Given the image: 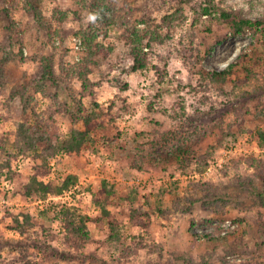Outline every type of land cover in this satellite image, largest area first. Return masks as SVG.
<instances>
[{
	"label": "rangeland",
	"instance_id": "rangeland-1",
	"mask_svg": "<svg viewBox=\"0 0 264 264\" xmlns=\"http://www.w3.org/2000/svg\"><path fill=\"white\" fill-rule=\"evenodd\" d=\"M97 2L103 9L94 14L86 5ZM217 8L264 18V0H0V164L12 159L0 178V264H264V161L250 167L240 157L227 174L225 167L237 159L206 174L207 167L199 171L191 163L182 168L165 154L147 153L144 168L133 167L141 157L137 147L149 133L181 123L190 133L209 130L191 143L193 153L208 156L209 165L220 148L211 154L212 147L229 141L226 130L235 121L231 110L239 104L249 110L247 131L239 138L258 144L255 131L264 128V33L249 29L233 35ZM100 14L112 16L118 27L99 40L107 53L91 57L88 88L78 75L88 59L83 31ZM136 30L150 31L151 39L143 41L149 67L132 71L133 45L127 36ZM194 46L201 50L199 58L191 56ZM235 60L240 65L225 83L200 94L192 88L199 87L201 69H221ZM245 67L252 69L250 80L236 85L247 74ZM79 101L88 110L98 104L97 111L111 114L113 121L81 153L50 158L47 178L61 184L73 174L75 185L61 195L29 198L25 189L33 163L12 158L18 122L43 119L67 135L73 125L70 109ZM173 111L186 117L177 122ZM217 118L224 129L211 127ZM259 147L247 155L264 159ZM104 181L115 190L107 207L123 222L117 243L108 236L110 218L95 220L101 216L96 196L108 195L100 194ZM199 184L212 187L202 190ZM133 191L135 200L129 197ZM139 205L150 213L146 229L129 220L130 207ZM64 206L90 216V240L79 247L67 242L54 219ZM20 208L35 223L23 234L14 229ZM159 208L170 209L169 217ZM209 231L219 238L202 239ZM137 235L148 247L132 253L127 245Z\"/></svg>",
	"mask_w": 264,
	"mask_h": 264
},
{
	"label": "trees",
	"instance_id": "trees-1",
	"mask_svg": "<svg viewBox=\"0 0 264 264\" xmlns=\"http://www.w3.org/2000/svg\"><path fill=\"white\" fill-rule=\"evenodd\" d=\"M13 3L16 0H9ZM17 4V3H16ZM110 4V3H109ZM92 13L94 9L100 10L103 9L98 2L96 4L86 5ZM105 8H109V5H105ZM217 11L220 13L221 20L226 22L233 35L246 33L249 29H253L257 32L264 33V18L261 20H252L248 17H242L239 14H235L225 8H217ZM211 9L204 7L203 12L209 14ZM40 17V15H38ZM118 22L106 14L96 15V19L92 21L88 29L83 31L84 43L86 46V53L88 56L87 64L79 71V78L83 81L84 87L90 86L88 80V72L90 71L87 66L92 64L91 57L104 53L105 49L102 44L99 43L101 38L109 36L111 33H114L118 27ZM133 45V64L130 66L132 71L145 70L149 67L148 63V53L143 50V41L150 38V31L142 33V30H136L133 32V36H127ZM150 43L148 42L147 45ZM214 46L209 47V52L212 51ZM191 51V56L199 58L201 55V50L197 47L189 48ZM105 52L104 54H106ZM190 56V57H191ZM239 60L233 61L230 65L220 68H210L208 70H200V82L199 87L192 86L195 88V91L200 93H205L209 86L214 84L225 83L228 78L235 73L237 67L240 65ZM247 74L243 77H238L235 81V84H245L250 80L252 69L250 67H245ZM49 74V73H48ZM52 78L51 75H48V79ZM88 91H83L81 94L84 96L87 95ZM92 93V92H91ZM93 94V93H92ZM208 96H206V99ZM203 99V98H202ZM99 105L96 104L90 110H88L81 101L77 103V107H72L70 109L71 117L73 120V125L70 127L67 135H62L58 131L54 130L48 124L47 121L43 119H34L28 120L24 119L17 124L15 131V139L13 144L15 145L17 152L12 155V158L18 159L19 157L30 158L33 163L34 172L31 174L29 181L26 185L25 194L29 198H35V195L42 199H46L49 195H61L65 190H68L71 186L75 185L78 181L76 175H68L61 184H56L51 182L47 177L50 175V158L55 157L59 154H72V153H81L83 149L88 147L91 144L97 143L96 135L100 132H103L113 121L114 116L101 111H97ZM185 110V108H184ZM235 114L234 124L231 125L226 130V137L229 140L228 142L221 141L217 146L212 147L211 154L214 153V150L235 143L239 136L247 131L246 128V115L248 109L241 106L240 104L235 106L231 110ZM264 116V112H262ZM173 117L175 121H183L186 115L176 113L173 111ZM188 115V114H187ZM53 119V116L50 115ZM217 116H215L216 118ZM82 123L83 128H79L78 124ZM213 128L220 127L224 129L222 124V118H217L212 120ZM233 129H236L233 131ZM209 132L208 129L195 128L192 132H189V129L185 128L183 124H179L171 130H166L161 133H149V138L144 143H141L137 147L139 157L138 161L133 162V167L143 169L144 163L146 162V157L149 156L147 153L162 155L165 154L168 156L169 160L178 161L182 164V168H187L191 163L196 164V169L199 171L205 170L208 165L209 158H201L193 153L192 142L199 141ZM143 135L142 133L139 136ZM225 137V138H226ZM255 137L258 144L264 148V128H258L255 131ZM8 142V140H6ZM172 141L170 144L168 142ZM155 157V156H154ZM243 161L250 167L262 165L264 159L256 157L254 155H247L242 157ZM242 159L233 160L228 164L224 169V174H227V170L239 164ZM12 160V159H11ZM11 160L0 164V178H2L4 168L11 167ZM108 183L103 182V186L100 194H108L103 200L97 195L95 201L101 205V216L96 218L97 222L104 220V218H110L108 223L109 229V238L115 240V243L119 242L121 239V228L123 222L120 218L112 216V212L108 209L107 204L110 202L108 198L115 195V190L111 187L108 188ZM200 188L210 190V184H199ZM137 191H133L129 194V197L133 200L137 198ZM179 204V202H178ZM210 208V206H208ZM19 215L13 216L14 221L17 223L14 228L16 231L23 234L27 229L34 226L33 215L28 212L26 209L20 208ZM43 214H46V211L41 210ZM129 220L132 225L141 228H147L148 218L150 217L149 211L139 205L138 207H130L129 210ZM159 212L162 216L169 217L171 213L170 209H160ZM90 216L80 215L76 212L73 206H64L61 210L56 212L55 220L60 221L62 227L65 231L66 240L69 244L79 247L80 245L85 244L90 240L89 229L87 227V220ZM23 218V220H22ZM200 238L201 236H196ZM219 237L216 236L213 231L204 232L202 239L215 240ZM117 241V242H116ZM148 247L143 235L133 236V240L127 245V249L130 252H137L140 248Z\"/></svg>",
	"mask_w": 264,
	"mask_h": 264
},
{
	"label": "built area",
	"instance_id": "built-area-1",
	"mask_svg": "<svg viewBox=\"0 0 264 264\" xmlns=\"http://www.w3.org/2000/svg\"><path fill=\"white\" fill-rule=\"evenodd\" d=\"M251 143L252 142H249L248 137H240L235 143L220 147L214 154V157L210 161L209 165L207 166L205 173H213L217 170H220L222 167H224L225 164L232 161L233 159L243 157L255 150L260 151L261 148L257 143L255 146L253 145L254 143ZM3 202L9 204L8 199H4Z\"/></svg>",
	"mask_w": 264,
	"mask_h": 264
}]
</instances>
